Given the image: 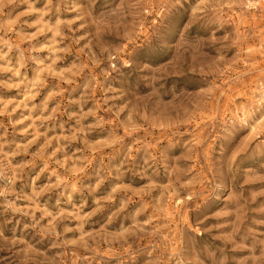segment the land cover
<instances>
[{
    "label": "rangeland",
    "instance_id": "374dc122",
    "mask_svg": "<svg viewBox=\"0 0 264 264\" xmlns=\"http://www.w3.org/2000/svg\"><path fill=\"white\" fill-rule=\"evenodd\" d=\"M0 264H264V0H0Z\"/></svg>",
    "mask_w": 264,
    "mask_h": 264
}]
</instances>
